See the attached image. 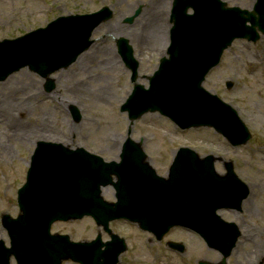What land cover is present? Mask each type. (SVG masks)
Instances as JSON below:
<instances>
[{"label":"rangeland","instance_id":"obj_1","mask_svg":"<svg viewBox=\"0 0 264 264\" xmlns=\"http://www.w3.org/2000/svg\"><path fill=\"white\" fill-rule=\"evenodd\" d=\"M223 1L248 10L256 2ZM104 7L110 9L111 17L91 33V43L79 59L46 77L32 71L22 59L17 58L14 66L5 65L12 51L8 45L0 47V57L4 56L0 77L7 76L0 78V240L9 245L7 233L1 227V215L13 218L18 215L17 190L25 183L37 142L63 144L72 150L81 147L111 165L114 161L119 163L124 143L130 140L147 155L145 162L140 161L142 165H148L165 179L179 149L191 150L201 161L210 160L220 176L226 175V168L231 165V172L246 186L249 197L241 203V212H218L221 219L234 222L242 233L229 254L221 255L192 231L173 228L157 242L152 235L122 220L110 224L113 233L123 237L129 249L120 256L118 264H251L259 255L264 256V34L255 40L233 41L203 83L207 92L236 110L237 119L243 121L251 134L245 145L233 146L210 126L183 131L158 113H147L132 125L127 113L119 110L134 85L131 71L115 46V41L122 37L118 32L121 29L133 35L132 39L123 38L130 41L140 62L138 83L146 88V78L154 72L168 47L171 0H0V43L45 29L61 17L77 19ZM139 7L142 9L139 16L131 23L125 22ZM158 16L162 18L163 29L159 42L152 43L149 31ZM52 34L51 30L33 35L24 45L34 54L37 44L45 45ZM92 48L97 53L91 52ZM22 65L27 66L17 69ZM230 81L233 87L227 89L226 83ZM72 108L79 111L80 120L73 119ZM123 176L121 173L122 182ZM143 178L149 184L148 176ZM111 180V184L101 187L104 202H115L112 185L119 179L116 181L111 175ZM228 204L236 205L233 201ZM51 232L81 242L92 241L101 233L104 243L110 241L91 218L55 223ZM252 233L259 234L261 239L257 237L252 243L249 241ZM166 242L183 246V253L172 251ZM10 264H16L13 258Z\"/></svg>","mask_w":264,"mask_h":264},{"label":"water","instance_id":"obj_2","mask_svg":"<svg viewBox=\"0 0 264 264\" xmlns=\"http://www.w3.org/2000/svg\"><path fill=\"white\" fill-rule=\"evenodd\" d=\"M139 12L137 10L125 22H133ZM110 17L111 11L103 8L77 19L59 18L46 29L6 40L0 47L8 45L12 53L4 64L14 66L17 58L22 59L32 71L46 77L58 68L71 65L90 45L92 31ZM171 24L168 58L161 59L159 69L149 79V89L135 86L122 111L128 113L131 122L145 113L159 112L181 129L210 126L233 145L244 144L249 133L243 123L229 106L206 92L202 83L235 39H257L256 28L264 33V0H257L252 11L225 8L220 0H173ZM51 30L52 37L45 45L37 44L34 54L25 47V41L33 35ZM117 43L132 70L134 82L137 62L133 51L127 40L121 38ZM3 59L1 56L0 65ZM227 86L232 85L228 83ZM72 110L75 120H79L78 110ZM125 148L135 149L125 154L135 160L122 162L124 181L119 180V184H127L122 185L124 188H135V197L141 194L145 197L108 204L99 197V187L109 182L112 173H117L113 164L99 165L97 157L83 149L72 151L60 144L39 142L27 183L18 193L20 215L16 220L8 216L3 219L11 248L5 249L0 241V264H9L12 255L18 264H61L64 260L97 264L99 258L92 254L94 249L97 250V242L73 243L67 236L50 235L54 222L83 216H92L100 224L102 220L107 222L116 218L115 215H151L146 220L156 224L161 222L162 232L173 226L195 228L208 241L209 234L203 223L206 216L217 222L218 218L211 214L219 206H226L221 205L225 194L220 191V185L226 186L225 180H219L215 175L211 161L200 162L193 154L181 151L171 167L168 182L157 178L150 169L152 177L148 184L139 177L149 173L140 162L144 158L140 147L128 142ZM117 255L115 253L113 258Z\"/></svg>","mask_w":264,"mask_h":264},{"label":"bare ground","instance_id":"obj_3","mask_svg":"<svg viewBox=\"0 0 264 264\" xmlns=\"http://www.w3.org/2000/svg\"><path fill=\"white\" fill-rule=\"evenodd\" d=\"M141 9V7H139L138 8V10H140ZM159 18H157V19H155L154 20V23H153V26H152V28L150 29V33H151V36H152V43H157V42H159V35H161V32H162V29H163V22L161 21L162 20V18L160 17V16H158ZM121 30V29H120ZM119 30V35L118 36H122L121 38H123V36L125 37V38H127V37H129L130 39H132V37H133V35H131V34H129V33H127L126 31H124V30H121L120 31ZM127 36V37H126ZM125 38H123V39H125ZM128 38V39H129ZM125 40H127V39H125ZM127 42H128V44H130V41L129 40H127ZM94 47V46H93ZM97 49H100L99 48V46H97ZM91 52H95V53H97V51H93V48H92V50H91ZM101 52V51H100ZM106 54L107 55H109L110 54V50L109 51H107L106 52ZM86 57H88L89 56V53L88 54H86L85 55ZM79 59V58H78ZM84 59H86L85 57L83 58V60ZM109 63L111 64V63H113V59H109ZM45 126H46V124H44ZM226 180H227V184L230 186V187H232L233 189H235V190H237L235 187H233V185H234V182H233V179H232V177L230 176V175H228V176H226V177H224ZM238 195L240 196V197H242V194L238 191ZM92 254L94 255V256H96V257H98L99 258V255L100 256H102L103 254H101V252L97 249H94L93 250V252H92Z\"/></svg>","mask_w":264,"mask_h":264},{"label":"flooded vegetation","instance_id":"obj_4","mask_svg":"<svg viewBox=\"0 0 264 264\" xmlns=\"http://www.w3.org/2000/svg\"><path fill=\"white\" fill-rule=\"evenodd\" d=\"M241 223H242V227L241 228H243V226L245 224V220L242 219ZM239 231H240V238H241L242 233H241L240 228H239ZM257 237H259L261 239L259 234L252 233V234L249 235L250 240L249 239L248 240L251 241L252 243H254L255 241H257ZM240 238H239V240H240ZM128 250L129 249L126 250L125 254L128 252ZM251 264H264V256L263 255H259L258 258L254 262H252Z\"/></svg>","mask_w":264,"mask_h":264}]
</instances>
